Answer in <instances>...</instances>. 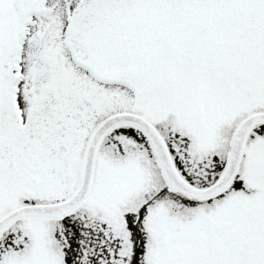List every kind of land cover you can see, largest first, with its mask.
<instances>
[{
  "label": "snow or ice",
  "instance_id": "6c2138e0",
  "mask_svg": "<svg viewBox=\"0 0 264 264\" xmlns=\"http://www.w3.org/2000/svg\"><path fill=\"white\" fill-rule=\"evenodd\" d=\"M0 264H264V0H0Z\"/></svg>",
  "mask_w": 264,
  "mask_h": 264
}]
</instances>
